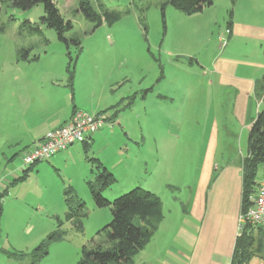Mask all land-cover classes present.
<instances>
[{"label":"rangeland","instance_id":"1","mask_svg":"<svg viewBox=\"0 0 264 264\" xmlns=\"http://www.w3.org/2000/svg\"><path fill=\"white\" fill-rule=\"evenodd\" d=\"M82 1H87L102 19L105 12H112L117 20L111 23L102 20L103 23L97 25L83 14ZM55 2L73 23V28L65 35L68 43L60 40L53 28L42 23L43 4L24 10L14 6L11 0H0V92H8L19 75L21 78L29 74L36 75L38 83L56 78L58 84L68 87L69 63L76 81L83 87L89 80L103 83L114 79L119 82L114 92L116 96L127 91L133 97L140 88H153L149 100L139 103L136 110L126 116V121L130 118L133 135H140L143 126L146 137L141 151H133L137 159L133 160L135 168L131 170L135 173H127V168L119 169L116 175L113 173L116 181L103 191V196L113 201L141 186L163 201L167 217L174 215L182 206L178 201L185 203L190 197L191 185L203 162V151L197 143L204 131L203 108L196 97L194 109L188 110L192 101L188 96L183 107L180 106L181 98H176L174 104L172 101L159 104L158 94L159 91L171 92L176 84H187L190 78L197 85H204L197 62L199 54L205 51L210 56L215 47L220 46L218 39L225 33L233 6L215 0L214 6L204 8L207 10L205 17L197 18L194 14L179 16V10L169 0ZM24 54L31 60H24ZM79 98L85 102L93 100L80 94ZM111 99L106 97L102 103L107 104ZM183 116L185 120L181 121ZM160 118H165L164 123L159 124ZM163 127V130L174 127L180 131L168 149L165 147L167 141H159V131ZM183 133H192V142L184 139ZM165 150L168 154L159 155ZM90 157L91 152L86 153L81 148L65 162L40 161L27 172L22 156L17 159L18 176L10 174L4 183L8 191L3 199L0 246L5 255L9 251L32 252L62 224L65 237L55 243L65 247L53 250L44 264H77L83 246L112 219L111 208L97 207L87 184V180L94 178L90 169L89 172L84 168L86 163L91 164ZM7 171L9 169L4 172ZM68 187L85 202L87 216L83 219L82 230L75 229L66 218L68 208L64 190Z\"/></svg>","mask_w":264,"mask_h":264},{"label":"crops","instance_id":"2","mask_svg":"<svg viewBox=\"0 0 264 264\" xmlns=\"http://www.w3.org/2000/svg\"><path fill=\"white\" fill-rule=\"evenodd\" d=\"M223 2L228 7L232 5L233 10L225 33L218 39L220 46L217 45L210 56L203 51L197 60L204 85H197L190 78L189 83L176 84L171 92L159 91L158 94L159 104L165 105L169 101L174 104L176 98H181L180 106L183 107L184 99L188 96L192 100L188 110L194 109L196 97L203 108L201 118L204 131L197 143L202 148L204 158L198 176L191 185V195L185 203L178 201L182 206L169 217L165 215L163 203L164 216L158 222L154 236L134 256L133 261L126 264L232 262L243 209V161L248 155V136L253 120L264 107V0H236L234 4L231 0ZM214 4L215 0L212 6ZM178 12L179 16L186 14L180 10ZM206 13L207 10L203 9L194 16L204 18ZM225 38L227 42L224 44ZM19 76L8 92H0V192L8 187L4 183L10 174L18 176L20 168L16 164L17 159L25 151L42 143L48 131L69 122L73 112L78 109L93 114L110 109L108 111L113 114L117 111V115L113 116L111 125L92 134L89 142L73 144L55 154L51 158L53 162H65L83 148L84 152H91L93 158L99 159L115 175L119 169L126 168L127 173H135L131 170L135 168L132 166L133 160L137 159V156L133 157V151L142 148L146 137L143 126L140 135H133L130 118L126 121V116L134 112L139 103L149 100L153 88L145 94L142 92L147 89H138L135 103L124 108L126 102L123 100L131 92L116 96L114 92L119 82L114 79L103 83L89 80L83 87L75 76L67 87L66 84H58L56 78L47 83L43 80L38 83L34 74ZM108 82H111L109 86ZM79 94L93 100L85 102L79 98ZM106 97L113 99L107 104L102 103ZM181 110L178 109L179 112ZM193 113L191 110V115ZM181 118V121L185 120L184 116ZM164 120L162 118L159 124ZM163 129L159 131V141H167L165 147L168 149L180 131L174 130V127ZM183 137L190 139V142L194 139L192 133H183ZM165 152L168 154L165 150L159 155ZM85 165V170L90 169L93 173V163ZM262 172L259 173V182ZM260 230L254 229V235L259 240L256 244L260 246L248 264H264V232ZM1 246L0 264H34L31 257L9 258ZM64 247L59 243L51 244L48 254L36 264H44L53 250Z\"/></svg>","mask_w":264,"mask_h":264},{"label":"trees","instance_id":"3","mask_svg":"<svg viewBox=\"0 0 264 264\" xmlns=\"http://www.w3.org/2000/svg\"><path fill=\"white\" fill-rule=\"evenodd\" d=\"M236 0H231L232 4ZM12 4L21 9L32 8L36 4H43L44 15L41 21L46 26L53 28L58 38L66 43V33L73 28V23L66 18L55 0H11ZM214 0H169V3L177 10L186 14H194L202 11L205 7L211 6ZM81 10L85 17L95 20L97 25L106 20L108 23L117 20L114 13L105 12L104 19L87 1L80 3ZM232 16V10L230 11ZM231 20L229 21V25ZM76 42V41H75ZM79 42H76V44ZM24 60H31L26 54L22 57ZM71 58V57H70ZM37 59V58H34ZM69 82L72 83L75 78V72L68 66ZM264 83V81H263ZM152 88L147 89V91ZM264 84L262 95L264 94ZM142 94V96H143ZM137 94L124 99V108L131 107L137 98ZM121 101V103L123 102ZM108 111V110H105ZM117 115V111L113 114ZM94 165V178L89 179L91 195L97 207H110L112 211L111 221L102 227L81 251V259L77 264H126L133 261L134 256L142 250L154 236L158 222L163 218V202L155 196L152 191L136 186L130 191L121 194L113 201L103 196V191L113 185L116 181L114 174L107 169L97 158H90ZM25 168L29 171L34 165ZM264 168V107L259 111L253 123L248 136V155L243 161V191L242 204L243 209L249 205V197L255 193L259 181V173ZM6 188L0 192V225L3 216V199L7 193ZM65 202L68 208L67 220L71 221L73 227L77 230L83 229V219L87 216L85 211V202L79 198L72 187L64 190ZM242 209V210H243ZM52 231L44 238L39 245L30 253L26 252H6L9 258L23 259L31 257L33 263H38L49 252L51 244L64 239L66 232L61 228ZM263 231V230H260ZM264 232V231H263ZM252 228L246 227L243 234L237 238L235 250L231 264H248L252 257L258 252L259 244Z\"/></svg>","mask_w":264,"mask_h":264},{"label":"built area","instance_id":"4","mask_svg":"<svg viewBox=\"0 0 264 264\" xmlns=\"http://www.w3.org/2000/svg\"><path fill=\"white\" fill-rule=\"evenodd\" d=\"M223 42L225 44L227 40L223 39ZM112 118L113 113L110 111L90 114L84 110H75L69 122L48 131L42 143L23 153L24 167L28 168L36 162L49 160L75 143L89 142L92 134L112 124ZM249 202L248 207L240 214L238 237L243 234L246 227L264 231V168L258 187L249 197Z\"/></svg>","mask_w":264,"mask_h":264}]
</instances>
